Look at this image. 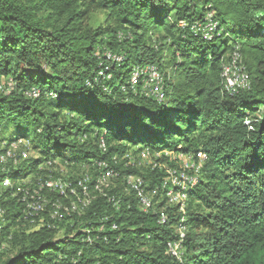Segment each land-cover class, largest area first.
<instances>
[{
    "label": "trees",
    "instance_id": "trees-1",
    "mask_svg": "<svg viewBox=\"0 0 264 264\" xmlns=\"http://www.w3.org/2000/svg\"><path fill=\"white\" fill-rule=\"evenodd\" d=\"M1 77L0 264H264V0H0ZM179 154L201 166L171 203ZM54 159L82 167L66 194L44 186ZM35 191L46 223L23 231Z\"/></svg>",
    "mask_w": 264,
    "mask_h": 264
},
{
    "label": "rangeland",
    "instance_id": "rangeland-1",
    "mask_svg": "<svg viewBox=\"0 0 264 264\" xmlns=\"http://www.w3.org/2000/svg\"><path fill=\"white\" fill-rule=\"evenodd\" d=\"M92 23H93L94 26L103 25L104 24V16H103V14L100 13V12H95L92 15ZM231 74H232L231 77H230L231 78L230 79L231 83L232 82L234 83L236 81L237 82H242V81L244 82V80H243L244 78L242 77V79H241V75L235 74L234 72L231 73ZM132 76H134V75H132ZM159 78L162 79V76L159 77ZM0 85L3 86V87L4 86L5 87L8 86V88H9L11 86V83L8 80H6V79L1 77L0 78ZM9 151H10V153H13V152L20 153L21 152L22 157L36 156L35 153L31 152V150L29 148V145H28V142H27L26 139H20L19 141H14V142L10 143ZM143 152H144V150H142V151H140V152H138V153H136L134 155H131L130 157H131V159H134V158L136 160L138 159V163L139 164H143V165L148 166L150 162H149L148 159H146V156L144 155ZM136 155H137V157H136ZM179 155H181V154H179ZM133 156H134V158H133ZM51 163L52 164H47L46 167H43V170L46 172V174L44 175V178H45L44 180L47 181L48 183L51 182L50 185L54 184L55 190L58 191L60 194H66V191L69 190V188H70L69 181H71V180H69L68 182H66V180H65L66 175H73V177H77L78 175H80L82 173V171H83L82 167H80V169L78 171H74L73 169H70L69 167L65 166L64 164H61L57 159H54ZM33 175H34L33 173H28L22 179H17L16 182L17 181L26 182L29 179L33 178ZM109 180L107 182V186L110 184ZM103 182H104L103 184H106V181H103ZM8 184H11V183H9L8 180H4L3 185H8ZM141 189L143 191L142 187H141ZM74 191H75L74 188L71 189L72 193H74ZM80 191L82 192L83 197L82 196L78 197V198L70 197V201H71L70 204H72V210H75V209L76 210H81L82 206H84V205L86 206V205H88L90 203L91 195H90V192L88 191L87 185H86L85 192H83V190H81V189H80ZM71 192L69 191V193H71ZM34 194L37 195V198H38L39 194H37L36 191L34 192ZM144 196L149 200V198L146 195H144ZM33 201H34V203H33L34 206L30 207V212H35V213L26 212L24 217L27 220L26 221L24 220L23 222H21L17 226L19 229H21L23 231H31V230L37 229L38 227L42 226V224L46 223V217L44 219V215L43 214L39 215V212L41 213L42 210L36 209V208H38V206L43 207L44 204H45V201L41 198V196H40V201L39 200L37 201V205H35L36 204V196L33 197ZM32 208L34 209V211H32L33 210ZM35 209L37 210V212L35 211ZM66 211H69V208ZM55 215H56V213L54 211L52 216H55ZM60 234H61V232H58L57 235H60ZM0 249H3V246H1ZM0 251H2V250H0ZM173 252H174V250H173ZM176 253H177L176 257H179L181 255V249H178L176 251Z\"/></svg>",
    "mask_w": 264,
    "mask_h": 264
},
{
    "label": "bare ground",
    "instance_id": "bare-ground-1",
    "mask_svg": "<svg viewBox=\"0 0 264 264\" xmlns=\"http://www.w3.org/2000/svg\"><path fill=\"white\" fill-rule=\"evenodd\" d=\"M210 29V28H209ZM238 58V57H237ZM236 58V59H237ZM234 61H236V60H234ZM233 62V61H232ZM237 63V62H236ZM235 63V64H236ZM235 64L231 67L230 65H227V66H225L224 67V69H223V77H225V86H226V88L227 89H229L230 91L235 87V85L237 86V84L238 83H241V84H243L244 82H245V78H244V76H243V80H244V82L242 81V82H230V77H231V73H235V74H238V75H241V73L239 72V68H237L236 66H237V64H236V66H235ZM142 68H144V67H142ZM154 69V68H153ZM156 70V69H155ZM146 72V71H145ZM140 73H141V71H140ZM149 73V72H148ZM134 76H132V79L133 80H135V77H136V73H134L133 74ZM139 76V75H138ZM150 76L152 77V78H157V76H156V74L155 73H150ZM234 76V75H233ZM140 77H141V75H140ZM239 77V76H238ZM248 77V76H247ZM153 79V80H154ZM158 79V78H157ZM159 82V81H158ZM224 86V87H225ZM243 86V85H242ZM154 90L155 91H157L158 92V94L161 92V90H160V92H159V88H158V86H156L155 88H154ZM153 91V90H152ZM229 91V92H230ZM234 94V93H233ZM197 157H198V159L199 160H201V159H203L204 158V154H201V153H198L197 154ZM196 157V158H197ZM191 158V157H190ZM193 159V158H192ZM196 161V160H195ZM194 161V159L193 160H191V159H189V166H188V164L186 163V162H184V168H185V170H188V171H183L184 170V168H183V170L181 171V174L179 175V177H176L175 175H174V177L175 178H172V183L174 184L173 185V187L170 189V190H168V192L166 193V196H167V200H169V202H171V203H179V202H181V200H183V198H185V192H183L182 190L185 188L184 187V183H186L187 184V182H191L190 184H194L195 182H196V176H197V172L199 171V168H200V166L201 165H199L198 163H196ZM191 169V170H190ZM178 170V169H177ZM189 170L191 171V172H194V174L193 175H190V174H188L187 172H189ZM179 172H180V170H178ZM177 173V172H176ZM182 173H183V176H182ZM113 174V172H112V170H110V169H108V170H106L105 172H104V176L105 177H109V176H111ZM192 174V173H191ZM178 176V175H177ZM86 179H88V178H86ZM170 180V179H169ZM126 182L130 185V187L133 189V190H136V191H139L141 194H140V196H139V200H140V202H141V206H142V209L143 210H146V208L150 205V201L144 196V194H143V191H142V189H141V186H142V180L140 179V178H137V177H134V176H129L128 177V179L126 180ZM46 183H48V182H46ZM51 183V182H50ZM127 184V185H128ZM53 186H54V184H52ZM77 185H78V187L81 189V190H83V192H85V190H86V185L84 184V181H78L77 182ZM61 186V185H60ZM187 186V185H186ZM166 188V187H165ZM57 189V188H56ZM39 196V195H38ZM39 198V197H38ZM37 198V199H38ZM40 199V198H39ZM33 201V200H32ZM33 203L34 202H32V203H29V205H30V207L31 206H34L33 205ZM36 205V204H35ZM58 206V205H57ZM27 207V209H28V206H26ZM36 207V206H35ZM38 207H40V206H38ZM85 207V205L84 206H82V209ZM33 209V208H32ZM36 209H38V208H36ZM35 209V211L37 212V210ZM81 209V210H82ZM32 211H34V209L32 210ZM78 212L80 213L81 211L80 210H78ZM162 217V216H161ZM163 218L164 217H162V220H163ZM161 221V220H160ZM183 228V227H182ZM181 228V230H180V234H182V229ZM178 248H179V246H178V244H177V242H168L167 243V249H168V251L171 253V255H177V253H176V251L178 250ZM173 250H174V252H173ZM180 255V254H179Z\"/></svg>",
    "mask_w": 264,
    "mask_h": 264
},
{
    "label": "built area",
    "instance_id": "built-area-1",
    "mask_svg": "<svg viewBox=\"0 0 264 264\" xmlns=\"http://www.w3.org/2000/svg\"><path fill=\"white\" fill-rule=\"evenodd\" d=\"M242 77H243V74H241V79H242ZM147 88H148V90H149V82H147ZM28 95H30V91L27 93ZM180 156V158L181 159H183L187 164H188V166H189V159H190V155H179ZM114 173V172H113ZM171 173H175V172H172V170H171ZM190 174H191V172H190ZM192 175V174H191ZM182 176H183V173H182ZM83 177V176H82ZM136 177V176H135ZM171 182V180H165L164 182H163V185H165V184H169ZM42 186V185H41ZM44 186H46V187H48V188H50V189H53L54 190V186H52V185H50V183H44ZM36 196V205H37V195H35ZM43 209V207H38V210H42ZM27 212H29V213H35V212H30V205H28V209H27ZM174 256V255H173Z\"/></svg>",
    "mask_w": 264,
    "mask_h": 264
}]
</instances>
